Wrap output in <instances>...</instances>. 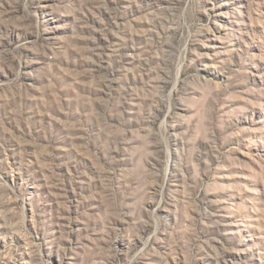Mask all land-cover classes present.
Here are the masks:
<instances>
[{"label":"rangeland","instance_id":"1","mask_svg":"<svg viewBox=\"0 0 264 264\" xmlns=\"http://www.w3.org/2000/svg\"><path fill=\"white\" fill-rule=\"evenodd\" d=\"M0 264H264V0H0Z\"/></svg>","mask_w":264,"mask_h":264}]
</instances>
